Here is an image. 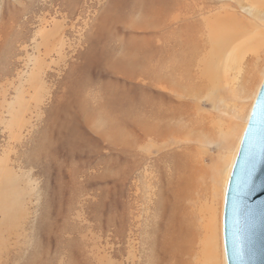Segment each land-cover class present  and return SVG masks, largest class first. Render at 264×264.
Segmentation results:
<instances>
[{
	"label": "rangeland",
	"instance_id": "374dc122",
	"mask_svg": "<svg viewBox=\"0 0 264 264\" xmlns=\"http://www.w3.org/2000/svg\"><path fill=\"white\" fill-rule=\"evenodd\" d=\"M165 1L0 0V191L15 195L10 218L0 212V264H169L164 255H206L199 219L189 251L168 246L172 191L197 164L209 171L220 161L228 126L238 124L236 139L246 125L264 79V0H187L189 11L179 3L169 13V28ZM167 1L166 9L175 3ZM229 34L217 51L213 39ZM122 56L132 68L118 66ZM171 60L173 83L195 95L149 83L144 72L169 75ZM211 63L220 77L215 98L203 76ZM148 104L187 114L147 134L137 121L151 119ZM199 171L186 189L196 197L181 206L203 193L197 183L212 190ZM213 196L202 194L197 207ZM223 202L222 193L220 264Z\"/></svg>",
	"mask_w": 264,
	"mask_h": 264
},
{
	"label": "bare ground",
	"instance_id": "6f19581e",
	"mask_svg": "<svg viewBox=\"0 0 264 264\" xmlns=\"http://www.w3.org/2000/svg\"><path fill=\"white\" fill-rule=\"evenodd\" d=\"M174 2L175 3L171 4L170 7L167 9H166V6L169 4V1L166 0L165 2H163L164 4H163V8H162V16H164V18H165L164 24L166 25L167 28L170 27V24L173 21L171 18H169V13L171 15V11L174 9V7L176 5L178 6L180 3L182 11L184 9H185V11H189V9L187 8L188 4L185 1L180 0L178 2V0H175ZM117 9L119 11V8H117ZM130 10H131L130 13L136 12V9L134 7L131 8ZM146 11H150V9L148 7L145 8V7L141 6V12H146ZM144 16H147V15H144ZM185 17L183 19H185ZM186 19H187V17H186ZM189 27H190V23L187 20H185L183 25L181 26V29H180L182 31V34L184 35V37H186L187 32L189 31ZM234 30H235V33L237 34V38H242L240 45L242 44L244 47L245 46L247 47V45H249L248 41H246L245 36L242 35L241 30L240 29H238V30L234 29ZM230 35L231 34H229V36H226V37L224 35H221L222 37L219 36L218 38L215 37L216 39H213V41L216 42L217 46H219L218 47L219 49H217V51L221 52L220 49H222L224 46H226L228 41L231 39ZM258 38H260V37H258ZM231 47H233V46H231ZM232 51L226 54L225 59L227 60V62L230 59L232 60V58L230 57L231 56L230 53H232ZM173 60H177V58L174 57ZM173 60H171V64H170L171 73H169V75L168 74L167 75L161 74L160 77H157L154 75V73L152 71H150V70L145 71L144 70L145 71L144 74H146L147 79H150L149 83H151L155 86H160V88L162 87L163 84H165L166 87H167V85L170 84L171 87L175 88V90H173V88H171V87H170V89L169 88L168 89L173 91V92L176 91L178 93L180 91L183 92V90H186L185 93L186 92H187V94L188 93H190V94L194 93V95H195L196 92L198 91L197 89H195V88L191 89L189 87H185L182 85L178 86L177 83H173L174 79H172V78H174V71H176V69L178 68V66L174 64ZM116 63L118 64L119 67H121L123 69L132 68L131 64H126V62L124 63V61H119ZM216 68H217V65L215 63L209 64L208 70H205L206 73L203 75L208 80L209 84L214 86V90H212V93H209V95L212 94L214 98H215V94L217 96V90L219 89V84H220V83L216 84V82H218V80H219L218 78H220L218 73L212 72ZM222 79L227 80L226 78H222ZM263 80H262V82H263ZM262 82L260 83L257 91H259V88H260ZM245 86L246 85L244 84V86L241 87L240 91L244 92ZM181 89H183V90H181ZM256 96H257V94H256ZM238 97L241 98L242 94L239 93ZM187 105L189 106V103ZM148 106H150V107H149V110H148V113L146 116H150L151 119L148 120L149 117H147V119H139L137 121V122H140L141 125H143L144 127L146 126V129L143 131L146 132L147 134H158L161 131H163V127L165 130H168V129L171 130L172 126H179V125L169 123L170 118L174 119L177 116H179V114L180 115H186L187 114V113L184 114L183 111H182L183 113L178 111L179 113H177V114L175 113V111L164 113L163 110L157 109L155 106H152L150 104H148ZM193 106H195V103L193 104ZM252 107H253V105H252ZM252 107L250 108V112H251ZM250 112L248 113V116H247L246 125H247V122H248V119L250 116ZM151 120H153V121H151ZM196 120L198 123L199 118H196V119L192 118V121H190V125H191L190 127H194V128L198 127L196 124ZM246 125H245L244 129L242 130V132L239 133V135L236 139H234L231 136V132L233 129H235L238 126V124L234 123L233 125H231V127L228 126L226 128V130L228 129L227 132L223 131V133H225V134H223V137H222L223 141L221 142V147H224L225 151L222 150V152L224 151V153H223L222 157L220 156L221 157V159L219 158L220 161H218L217 164L216 163L213 164L212 168H210L209 171H208V169H203V168L200 169L201 165L197 164V167H195L194 171H192L188 176L185 177L184 181H187V182H186L185 186L183 188H181V191H180L179 182L176 181L175 188L172 191L173 202L171 203L172 205L170 207V214H169L170 215L169 220H170V222L172 221V226L175 229V233L173 234L174 235L173 238L171 237L172 235L170 233L171 236L168 237V241H167L168 246L172 244V246H174L176 248H181L185 252L189 251L190 247L187 244H189V242H190L189 240L193 236H196L198 234V232L196 231V227H195L196 225L195 224H196V219H199V226L201 227L200 229L203 230L204 241L206 243V245H205V254L206 255H199V256L188 255L187 257H185L184 255H164L166 260H168V261L172 260V262L170 261L169 264H220L219 259H218V255H217V250H216V248H217L216 237H217V230H218V215H217L216 205L219 201V198H221L222 193H223V200H225V194H226V188H227L229 176H230L235 158L237 156ZM191 163H193V162H191ZM193 166H195V165H193ZM196 169L200 170L199 172H206L208 174L207 177L209 176L211 179V186H212L211 189L213 191L208 189V187L206 185L201 186V187L198 186L201 184L199 182V183H197L196 188L199 187L198 189H202L203 193L199 194L200 191L197 192V199H195L194 202H191L190 206L185 205V204H183V206H181V204H180L181 198H185V196H188L189 198H193V196H195V194H194L195 191H194V193L193 192L190 193L186 189H187V184L188 185L193 184L194 182L197 181L195 179L196 173H197ZM192 181H194V182H192ZM7 189H8V185H7ZM204 189H206V190H204ZM2 190L3 191H0V212L4 215V217L6 219H9L11 216V213L13 212V209H14V205H15L14 197H15V195L12 196V194H14L13 193L14 191H11V190L8 191V190H6V188L5 189L3 188ZM209 191L211 192L212 196L213 195L214 196L211 199V201L209 198L210 203L208 204V206H206L207 209H204L201 211V209L199 207H197V205H198L197 203L199 201L201 202V200L199 199V198H201V195L202 194L206 195ZM207 200H208V198H207ZM223 204H224V202H223ZM192 208H193V211H192ZM223 208H224V205H223ZM196 215H197V218H196ZM202 222H203V224H202ZM222 228H223V216H222ZM189 236H191V238H189ZM222 238H223V236H222ZM222 243H223V245H222L223 257H224L225 264H227L226 256H225V250H224V242H222ZM171 249L172 248H170V250ZM173 253H175V252H173Z\"/></svg>",
	"mask_w": 264,
	"mask_h": 264
},
{
	"label": "water",
	"instance_id": "95a60500",
	"mask_svg": "<svg viewBox=\"0 0 264 264\" xmlns=\"http://www.w3.org/2000/svg\"><path fill=\"white\" fill-rule=\"evenodd\" d=\"M223 242L227 264H264V80L229 176Z\"/></svg>",
	"mask_w": 264,
	"mask_h": 264
},
{
	"label": "crops",
	"instance_id": "0c3cea01",
	"mask_svg": "<svg viewBox=\"0 0 264 264\" xmlns=\"http://www.w3.org/2000/svg\"><path fill=\"white\" fill-rule=\"evenodd\" d=\"M183 1H185L188 5L190 4L187 0H183ZM187 8L189 9L188 6H187ZM183 11H185V9H184ZM148 59H149V60L152 59L151 55H149V57L147 56V59H146V60L148 61ZM116 61H124V60H123V56L120 57V58H117ZM150 71H151V70H150ZM152 72H153V71H152ZM153 73H154V72H153ZM155 73H156V72H155ZM157 73H159V72H157ZM148 75H149V74H148ZM154 75H155V74H154ZM158 75H161V74H158Z\"/></svg>",
	"mask_w": 264,
	"mask_h": 264
}]
</instances>
